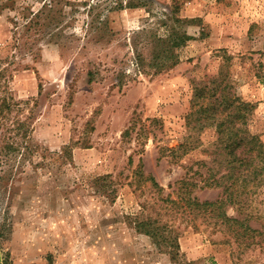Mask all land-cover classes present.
Listing matches in <instances>:
<instances>
[{"label":"rangeland","instance_id":"1","mask_svg":"<svg viewBox=\"0 0 264 264\" xmlns=\"http://www.w3.org/2000/svg\"><path fill=\"white\" fill-rule=\"evenodd\" d=\"M171 33L190 38L157 73L158 39ZM0 63L34 150L1 157L0 264H175L129 217L210 162L215 129L186 124L197 87L225 78L254 106L248 128L264 142V0H0ZM190 135L200 146L182 159L162 151ZM141 166L164 192L136 180ZM249 203L254 239L178 219L181 258L264 264V187Z\"/></svg>","mask_w":264,"mask_h":264},{"label":"trees","instance_id":"2","mask_svg":"<svg viewBox=\"0 0 264 264\" xmlns=\"http://www.w3.org/2000/svg\"><path fill=\"white\" fill-rule=\"evenodd\" d=\"M190 37L186 34L171 33L167 38H159L161 48L151 61L157 73L171 70L179 63L175 48L181 47ZM141 63V62H140ZM0 63V164L3 156L21 153L32 154L33 126L30 116L20 115V102L15 101L8 88L9 77ZM212 82L195 89V99L186 124L193 132H203L213 128L217 140L213 143L210 162L201 161L187 169L186 176L171 184L175 189L166 198L156 203L142 204L140 213L129 217V224L139 234L151 239L160 253L169 256L175 264H191L181 258L180 231L177 220L187 221L198 229L201 220L207 226L229 228L237 235L247 234L254 239L260 231L249 226L256 219L250 198L260 193L264 187V142L248 128L249 116L254 106L243 102L232 93L229 83ZM17 109L18 113L14 114ZM131 126L125 136L134 129ZM197 137L190 135L176 148L169 151L172 159H182L199 148ZM166 153L161 152V158ZM137 181L151 183L158 194L164 192L152 175H145L142 166L134 173ZM100 182L111 184V176L99 177ZM221 189V198L215 201H200L195 190ZM232 208L239 218L228 215ZM176 214V215H175ZM177 214H179L177 216Z\"/></svg>","mask_w":264,"mask_h":264}]
</instances>
